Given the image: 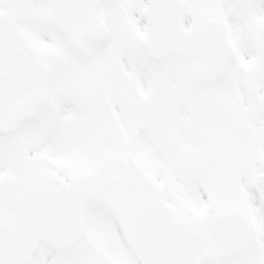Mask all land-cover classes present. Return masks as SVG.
Masks as SVG:
<instances>
[{
  "label": "snow or ice",
  "instance_id": "6c2138e0",
  "mask_svg": "<svg viewBox=\"0 0 264 264\" xmlns=\"http://www.w3.org/2000/svg\"><path fill=\"white\" fill-rule=\"evenodd\" d=\"M0 264H264V0H0Z\"/></svg>",
  "mask_w": 264,
  "mask_h": 264
}]
</instances>
